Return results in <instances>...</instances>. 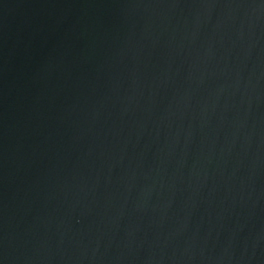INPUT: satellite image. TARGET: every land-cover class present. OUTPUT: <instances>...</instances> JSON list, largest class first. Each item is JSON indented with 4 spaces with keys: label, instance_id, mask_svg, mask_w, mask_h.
<instances>
[{
    "label": "water",
    "instance_id": "obj_1",
    "mask_svg": "<svg viewBox=\"0 0 264 264\" xmlns=\"http://www.w3.org/2000/svg\"><path fill=\"white\" fill-rule=\"evenodd\" d=\"M0 264H264V0H0Z\"/></svg>",
    "mask_w": 264,
    "mask_h": 264
}]
</instances>
